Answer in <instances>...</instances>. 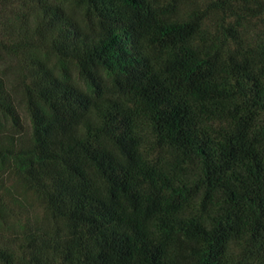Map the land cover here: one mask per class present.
I'll list each match as a JSON object with an SVG mask.
<instances>
[{
  "label": "trees",
  "instance_id": "obj_1",
  "mask_svg": "<svg viewBox=\"0 0 264 264\" xmlns=\"http://www.w3.org/2000/svg\"><path fill=\"white\" fill-rule=\"evenodd\" d=\"M6 119L0 264H264V0H0Z\"/></svg>",
  "mask_w": 264,
  "mask_h": 264
},
{
  "label": "rangeland",
  "instance_id": "obj_2",
  "mask_svg": "<svg viewBox=\"0 0 264 264\" xmlns=\"http://www.w3.org/2000/svg\"><path fill=\"white\" fill-rule=\"evenodd\" d=\"M18 109L28 127L29 119L23 105L19 104ZM13 129L10 119L0 125V145L6 142ZM0 198L3 200L0 206V247L10 241L17 245L25 228L48 222L43 205L32 191L23 187L7 160L0 165Z\"/></svg>",
  "mask_w": 264,
  "mask_h": 264
}]
</instances>
